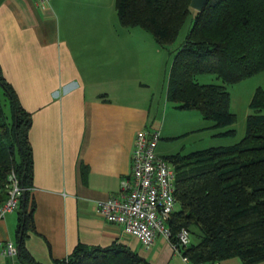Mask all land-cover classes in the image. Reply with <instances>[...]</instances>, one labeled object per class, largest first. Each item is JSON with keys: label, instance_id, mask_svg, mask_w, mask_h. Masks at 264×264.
Instances as JSON below:
<instances>
[{"label": "crops", "instance_id": "0c3cea01", "mask_svg": "<svg viewBox=\"0 0 264 264\" xmlns=\"http://www.w3.org/2000/svg\"><path fill=\"white\" fill-rule=\"evenodd\" d=\"M102 3L49 0L37 6L31 0H0V67L31 114L34 203V229L23 242L31 262L8 255L0 256V264H63L79 244L117 243L149 264L184 263L165 237L146 248L96 211L97 202L116 196L131 172L138 130L158 129L161 139L169 138L174 127H167L169 114L194 119L198 114L168 101L173 54L160 64L165 50L148 31L122 29L130 40L120 45L119 29L104 34L95 27ZM20 211L0 220V242L17 246ZM221 261L244 264L239 257Z\"/></svg>", "mask_w": 264, "mask_h": 264}, {"label": "trees", "instance_id": "16d2710c", "mask_svg": "<svg viewBox=\"0 0 264 264\" xmlns=\"http://www.w3.org/2000/svg\"><path fill=\"white\" fill-rule=\"evenodd\" d=\"M191 0H115L120 23L141 27L162 48L172 44L194 12L193 24L175 52L167 99L178 109L198 110L233 135L237 120L229 86L264 71V0H208L198 11ZM216 74L221 83H201L197 76ZM247 117L245 136L233 145L209 147L165 156L176 169L178 201L169 225L183 227L191 242L180 249L191 261L239 257L244 264L264 261V89L257 88ZM31 114L21 105L0 67V202L7 198V176L15 172L19 198L17 255L31 260L23 246L34 229L32 150L28 138ZM193 237L197 241H193ZM63 264H149L124 244L107 247L79 244Z\"/></svg>", "mask_w": 264, "mask_h": 264}, {"label": "built area", "instance_id": "2783aa9c", "mask_svg": "<svg viewBox=\"0 0 264 264\" xmlns=\"http://www.w3.org/2000/svg\"><path fill=\"white\" fill-rule=\"evenodd\" d=\"M37 6L49 0H31ZM161 133L158 129H140L136 132L131 152V172L122 178L116 196L97 202V213L107 221L119 224L124 232L135 236L146 248H150L158 236L165 237L183 264H222L221 260L210 262L191 261L181 251L191 242V232L183 227L176 235L169 221L176 211V169L165 156L157 151ZM7 198L0 202V220L18 208L23 189L17 175L11 170L6 183ZM17 255L12 241L0 242V256Z\"/></svg>", "mask_w": 264, "mask_h": 264}, {"label": "rangeland", "instance_id": "374dc122", "mask_svg": "<svg viewBox=\"0 0 264 264\" xmlns=\"http://www.w3.org/2000/svg\"><path fill=\"white\" fill-rule=\"evenodd\" d=\"M193 18L194 12H192V14L188 16L186 22L181 27L176 40L172 44L163 48L165 51L163 52V57L160 61V64H165L167 60L169 61L172 54L174 57L175 52L181 47L187 37V34L189 33V30L193 24ZM96 22L97 24L95 27H101L104 34L107 32H111L107 30L119 29L117 38L118 44L121 45L130 40L127 32L123 31L122 29L132 27H124L120 23L115 7V0H103L101 17L96 18ZM133 28L135 29V31L137 30V32L145 30L138 26ZM156 58H158V56H151L152 60ZM197 79L201 83H221V79H219L217 75L213 73L200 74L197 76ZM161 86L162 82H160L157 86L158 91ZM259 87H262L264 89V71L229 86V90L231 92V110L237 116L235 124L230 127L236 130V133L233 135H217L216 132L221 131V129L214 127L211 120L204 119L198 110L185 111L198 112V114H194L195 116H197L195 117V119L190 117L184 118L183 113L179 118H173L169 114L166 118L168 125L167 127H174L172 128V134L171 136H169V138L164 137L163 139H161V155L167 156L177 152L188 153L191 151L201 150L209 147L229 146L241 141L246 133L247 117L253 112V110L250 108V102L255 91ZM192 239L195 242L197 241L196 237H193Z\"/></svg>", "mask_w": 264, "mask_h": 264}, {"label": "water", "instance_id": "95a60500", "mask_svg": "<svg viewBox=\"0 0 264 264\" xmlns=\"http://www.w3.org/2000/svg\"><path fill=\"white\" fill-rule=\"evenodd\" d=\"M207 2L208 0H191L190 6L198 11H201L204 9ZM22 193L24 195V192Z\"/></svg>", "mask_w": 264, "mask_h": 264}]
</instances>
